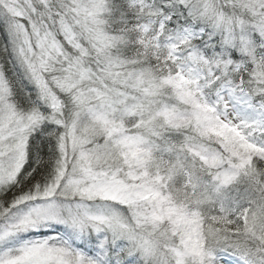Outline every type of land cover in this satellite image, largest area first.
I'll use <instances>...</instances> for the list:
<instances>
[{
  "label": "snow or ice",
  "instance_id": "snow-or-ice-1",
  "mask_svg": "<svg viewBox=\"0 0 264 264\" xmlns=\"http://www.w3.org/2000/svg\"><path fill=\"white\" fill-rule=\"evenodd\" d=\"M0 264H264V0H0Z\"/></svg>",
  "mask_w": 264,
  "mask_h": 264
}]
</instances>
